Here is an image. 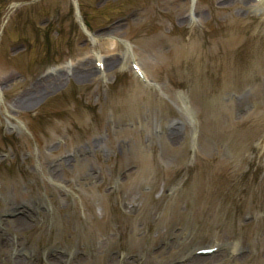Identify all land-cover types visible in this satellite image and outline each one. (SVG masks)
Listing matches in <instances>:
<instances>
[{
  "label": "rangeland",
  "instance_id": "374dc122",
  "mask_svg": "<svg viewBox=\"0 0 264 264\" xmlns=\"http://www.w3.org/2000/svg\"><path fill=\"white\" fill-rule=\"evenodd\" d=\"M0 264H264L259 0H0Z\"/></svg>",
  "mask_w": 264,
  "mask_h": 264
},
{
  "label": "bare ground",
  "instance_id": "6f19581e",
  "mask_svg": "<svg viewBox=\"0 0 264 264\" xmlns=\"http://www.w3.org/2000/svg\"><path fill=\"white\" fill-rule=\"evenodd\" d=\"M259 3H260V5H261V7L264 9V0H259ZM107 66H109V65H111V63L110 62H107V64H106ZM63 76V75H62ZM62 76L60 77V78H62ZM58 81V80H57ZM57 81H56V83H51L50 84V86L49 87H47L48 89H53V88H55L56 87V84H57ZM60 81V80H59ZM38 93V92H37ZM34 94L35 96L31 99V100H34L35 98H37V96H38V94ZM31 100L29 99L28 100V102H31ZM28 104H31V103H28ZM12 221H14V223L15 224H17L18 226L19 225H26V223H25V221L22 219V218H15L14 220H12ZM211 257H213V256H211ZM210 257V258H211ZM57 258V261H63L64 259L62 258V257H59V256H57L56 257ZM196 259H198V260H200V259H202L203 257H195ZM209 257H207V258H203L204 260H206V259H210ZM17 261L18 262H25L26 260L25 259H23V258H19V259H17ZM52 262V260H50V263Z\"/></svg>",
  "mask_w": 264,
  "mask_h": 264
}]
</instances>
